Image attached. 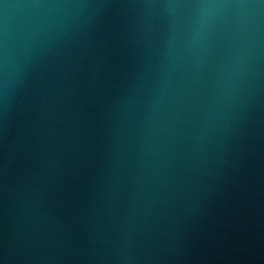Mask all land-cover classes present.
<instances>
[{"label":"water","instance_id":"obj_1","mask_svg":"<svg viewBox=\"0 0 264 264\" xmlns=\"http://www.w3.org/2000/svg\"><path fill=\"white\" fill-rule=\"evenodd\" d=\"M0 264H264V0H0Z\"/></svg>","mask_w":264,"mask_h":264}]
</instances>
